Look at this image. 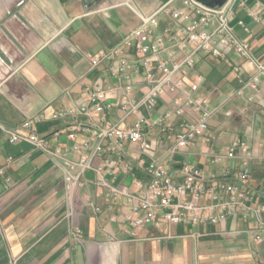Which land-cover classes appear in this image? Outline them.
Segmentation results:
<instances>
[{
  "label": "crops",
  "instance_id": "obj_1",
  "mask_svg": "<svg viewBox=\"0 0 264 264\" xmlns=\"http://www.w3.org/2000/svg\"><path fill=\"white\" fill-rule=\"evenodd\" d=\"M169 1L0 0V165L5 166L0 176V264H264V228L258 224L264 213L134 232L128 199L107 201L99 183L103 175L120 187L132 188L134 181L145 185L150 164L179 181V169L186 163L232 183L248 158L250 177L244 189L251 206L264 202V74L256 90H244L252 100L237 95L238 73L247 78L256 68L233 49H226L224 57L200 58L186 80L189 84L203 77L197 94L209 98L208 140L173 150V139L155 127L147 129L151 147L146 150L136 142L115 146L106 139L93 165L109 158L110 173L85 171L75 186L67 180L64 160H78L76 148L85 140L94 143L96 126L122 115L118 107L99 113L87 104L89 115L52 118L56 111L84 105L86 85L117 82L105 63L91 70L86 54L113 47L139 24V12L149 15ZM230 24L264 66V0L236 3ZM166 25L173 22L160 17L159 28ZM145 88V83L135 82L134 96ZM171 108V97L164 94L150 114L143 113L158 117ZM27 119L32 121L27 131L42 136L58 156L25 140L8 141L6 131L21 130ZM236 141L248 145V155L239 149L226 155Z\"/></svg>",
  "mask_w": 264,
  "mask_h": 264
},
{
  "label": "built area",
  "instance_id": "obj_2",
  "mask_svg": "<svg viewBox=\"0 0 264 264\" xmlns=\"http://www.w3.org/2000/svg\"><path fill=\"white\" fill-rule=\"evenodd\" d=\"M123 3L129 4L126 1ZM236 3L242 5L244 0H227L218 8L205 7L195 0H170L149 15L139 12V24L124 34L113 47L86 54L91 70L105 63L108 75L117 82L86 85L83 89L84 105L78 109L56 111L52 118L89 115L87 104H91L93 111L99 113L118 107L122 115L116 122L103 120L100 126H96L94 143L85 140L76 148L80 155L78 160H64L69 185L80 184L79 177L88 170L110 173L107 169L109 158L93 165V159L102 153L106 139H110L115 146H121L125 140L136 142L141 149L146 150L151 147L147 129L155 127L167 138L173 139V150L187 147L198 140H208L206 132L211 116L209 98L197 94L203 77L198 75L189 84L186 83L198 60L204 56L224 57L226 49L230 48L245 58L256 68V72L247 78L238 73L240 86L236 94L248 100L253 99L252 95L246 96L244 90L257 89L260 75L264 74V66L234 33L230 23ZM160 17L170 18L173 26L166 25L160 29ZM177 53L181 54L179 58H176ZM137 81L146 85L138 98L134 96ZM164 94L171 97L172 108L158 117H146L143 111L150 114ZM129 117H133L130 122L127 121ZM178 117L185 118L176 125L174 119ZM31 122V119L24 121L21 130H7L8 141L14 143L25 140L41 151L58 156V151L51 150L42 136L27 131ZM75 135L71 133L70 137ZM236 149L246 155L249 153L245 142L236 141L229 146L226 155L232 156ZM247 159L235 173L236 181L232 183L206 175L188 163L179 169V181H174L161 166L150 164L146 167L149 181L145 185L134 181L132 188L120 187L103 175H100L99 183L105 189L107 201L120 196L128 199L131 213L128 220L134 232L146 226L162 229L166 224L176 223L214 224L237 215L247 219L264 213V202L251 206L252 198L244 189L250 177ZM214 160H220V156ZM4 172L5 166L0 165V176H4ZM5 181L9 184L11 179L6 176ZM200 198H206L207 201L200 203ZM258 224L264 228V220H259ZM74 235L79 238L80 230L75 229Z\"/></svg>",
  "mask_w": 264,
  "mask_h": 264
},
{
  "label": "water",
  "instance_id": "obj_3",
  "mask_svg": "<svg viewBox=\"0 0 264 264\" xmlns=\"http://www.w3.org/2000/svg\"><path fill=\"white\" fill-rule=\"evenodd\" d=\"M199 4L208 8H218L223 5L227 0H195Z\"/></svg>",
  "mask_w": 264,
  "mask_h": 264
}]
</instances>
